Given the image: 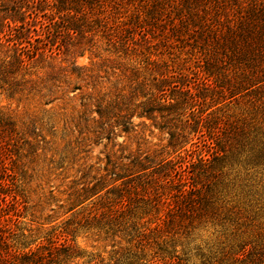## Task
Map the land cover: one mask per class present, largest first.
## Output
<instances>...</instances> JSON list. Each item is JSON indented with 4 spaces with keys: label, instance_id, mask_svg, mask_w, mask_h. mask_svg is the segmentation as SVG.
<instances>
[{
    "label": "trees",
    "instance_id": "16d2710c",
    "mask_svg": "<svg viewBox=\"0 0 264 264\" xmlns=\"http://www.w3.org/2000/svg\"><path fill=\"white\" fill-rule=\"evenodd\" d=\"M10 1L0 0L1 92L79 100L60 110L84 144L130 134L135 118L168 140L156 155L108 156L64 199L50 187L58 215L38 238L22 224L37 205L19 185L33 146L0 111V264H73L86 257L79 232L113 249L107 264H186L188 241L207 227L225 246L200 252L202 264H264V0ZM87 53L96 63L80 66Z\"/></svg>",
    "mask_w": 264,
    "mask_h": 264
},
{
    "label": "rangeland",
    "instance_id": "374dc122",
    "mask_svg": "<svg viewBox=\"0 0 264 264\" xmlns=\"http://www.w3.org/2000/svg\"><path fill=\"white\" fill-rule=\"evenodd\" d=\"M5 2L7 6L12 5L10 0H5ZM6 15L0 12V26L1 29L4 28L5 30L7 27L4 26L6 23L3 18H7ZM62 56H57L58 60H62ZM92 57L90 53H87L85 57L78 58V64L90 67L93 62L96 63V61H92ZM182 58L184 59L186 56L182 55ZM186 65L189 66L190 63H186ZM44 66L47 68V63ZM8 95L0 91V111L12 116L26 137H29L33 146L32 150L29 146L24 147V163L27 173L24 177L26 179L19 181V185L27 188L31 193L30 205H37L35 208L37 218L28 217V220H23L22 224L26 229H33V233L37 234L36 237L38 238L45 236L51 230L49 224L41 226L39 223L54 220L55 216L58 215L48 211L47 199L50 187L56 189L54 194L62 196L64 199L66 196L61 195V193L68 190L71 181L80 179L84 171L95 175L96 169L103 170L106 168L108 156L119 163L121 157L133 158L138 153L159 154L167 144L168 135L166 133L153 128L150 126L151 122L148 121L149 126H144L143 120L138 118L134 119V124L137 127L130 134H122L111 141L103 140L96 144L92 141L84 144L77 132L70 135L68 130L64 131L63 120L66 118L62 117L64 111L60 110L61 107H67L68 115H70L72 112L70 106L79 104V100L65 106L64 104L45 106L39 99L20 102L18 98H10ZM73 96L74 94L71 95L72 98ZM54 126L55 128H53ZM201 149H204L202 145L199 149L197 146H187V150L191 153L196 150L200 152ZM203 154H206L205 151ZM178 156L186 157L187 154L183 152L177 154ZM123 162L128 163L129 161L124 160ZM90 166H93L92 170H89ZM109 169L111 170V167ZM7 183L11 184V181H7ZM49 216L54 217V219L48 218ZM29 219L36 222L32 225ZM72 239L81 252L86 255L84 259L75 261L73 264H85V261L94 259L96 261L104 259V264L111 261L110 255L113 249L111 247L106 249L105 243L96 242V238L92 235L79 232ZM42 242L45 243L38 241V243ZM222 242H225V236L222 232H218V229L212 227L199 229L188 241L189 254L186 257L188 260L186 264H202V259L198 254L200 252L210 254L209 248H214L217 253L225 246Z\"/></svg>",
    "mask_w": 264,
    "mask_h": 264
}]
</instances>
